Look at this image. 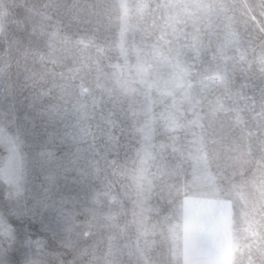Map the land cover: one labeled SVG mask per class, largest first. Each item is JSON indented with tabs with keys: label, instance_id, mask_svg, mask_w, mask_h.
<instances>
[{
	"label": "rangeland",
	"instance_id": "1",
	"mask_svg": "<svg viewBox=\"0 0 264 264\" xmlns=\"http://www.w3.org/2000/svg\"><path fill=\"white\" fill-rule=\"evenodd\" d=\"M9 140L0 264H264V0H0Z\"/></svg>",
	"mask_w": 264,
	"mask_h": 264
},
{
	"label": "clouds",
	"instance_id": "2",
	"mask_svg": "<svg viewBox=\"0 0 264 264\" xmlns=\"http://www.w3.org/2000/svg\"><path fill=\"white\" fill-rule=\"evenodd\" d=\"M5 147L9 156L0 160V217L14 213L20 199L29 191L32 166L39 163L38 152L34 151L25 156L18 166L9 167V161L16 159L17 148L12 140ZM7 235L9 233L6 231L5 236ZM3 264H8V261L5 260Z\"/></svg>",
	"mask_w": 264,
	"mask_h": 264
},
{
	"label": "snow or ice",
	"instance_id": "3",
	"mask_svg": "<svg viewBox=\"0 0 264 264\" xmlns=\"http://www.w3.org/2000/svg\"><path fill=\"white\" fill-rule=\"evenodd\" d=\"M11 166H12V161L10 160L9 161V167H11ZM4 227L6 228L7 231H10V230L7 229V226L6 225Z\"/></svg>",
	"mask_w": 264,
	"mask_h": 264
}]
</instances>
